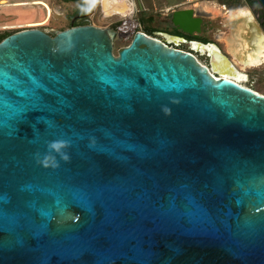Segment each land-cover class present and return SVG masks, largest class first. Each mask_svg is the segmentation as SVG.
I'll use <instances>...</instances> for the list:
<instances>
[{"label":"water","instance_id":"water-1","mask_svg":"<svg viewBox=\"0 0 264 264\" xmlns=\"http://www.w3.org/2000/svg\"><path fill=\"white\" fill-rule=\"evenodd\" d=\"M73 18L0 39V264H264V94Z\"/></svg>","mask_w":264,"mask_h":264},{"label":"rangeland","instance_id":"rangeland-1","mask_svg":"<svg viewBox=\"0 0 264 264\" xmlns=\"http://www.w3.org/2000/svg\"><path fill=\"white\" fill-rule=\"evenodd\" d=\"M7 1L15 2L23 0ZM53 1L62 4L63 8L58 7V12L52 11V14L50 7L47 5V3L42 0H40L38 4L32 6H0V25L20 24L22 22L29 21V25L39 26L50 34H53L57 30H61L70 26L72 15H74L73 11L74 8L77 6V3H62L60 0ZM134 3L135 6L132 17L139 24L136 27L135 31L142 30L145 31L146 34L157 38L165 36L161 35L159 32L156 31V29H159L161 26L158 19V15L161 12H166L167 8H172L175 5L181 4L187 7H192L196 11L198 10L199 14L203 17L205 22L203 34L208 38L210 43H215L225 55L229 56V58H231V56L226 50L223 41L221 40V38H219L220 35L225 36L230 32V26L226 23L224 18L225 8L223 6L229 9H233L235 7H244L250 10L264 35V20L263 29L260 20V18L263 19V11L260 5L258 4L257 0H253L252 3L247 0H134ZM102 5V0H100V2L99 0H93V11L87 14V19L84 21L90 22L100 27L111 26L117 28L118 26H120L121 17L119 15L105 16L110 13L103 12ZM39 6H42L44 10L42 7ZM215 9H217V11L213 14V11ZM103 13L105 15H103ZM25 27L28 26H21L10 29L0 28V36ZM131 35L126 33H119V35L114 38L113 52L115 54L117 53L119 47L129 43ZM179 47L187 49L186 44H182ZM196 56L201 63L210 66V59L206 54L197 52ZM244 70L247 74V77L245 81L242 82V85L244 84L245 86H248L257 92L264 94V62L257 66L245 68Z\"/></svg>","mask_w":264,"mask_h":264},{"label":"bare ground","instance_id":"bare-ground-1","mask_svg":"<svg viewBox=\"0 0 264 264\" xmlns=\"http://www.w3.org/2000/svg\"><path fill=\"white\" fill-rule=\"evenodd\" d=\"M102 4V11L110 13L108 15L119 14L121 17V24L119 27L125 33L132 32L136 21L131 18L133 6L130 0H102ZM18 5L32 6L34 4L33 0L15 1L11 4L2 6ZM216 11L217 9L213 11V14ZM224 18L226 23L230 26V32L225 36L220 35L219 38L223 41L231 58L223 54L219 47L214 44L209 58L210 66L208 65L207 67H210V71L215 76L232 79L242 85V82L245 81L247 77L244 69L260 65L264 62V35L254 20L253 14L247 8H225ZM21 26L33 25H29V21H25L20 24L0 25V28L7 29ZM224 65L227 66L228 69H223L222 67Z\"/></svg>","mask_w":264,"mask_h":264},{"label":"flooded vegetation","instance_id":"flooded-vegetation-1","mask_svg":"<svg viewBox=\"0 0 264 264\" xmlns=\"http://www.w3.org/2000/svg\"><path fill=\"white\" fill-rule=\"evenodd\" d=\"M223 7L226 8L225 6ZM158 19L161 26L156 31L161 35H165L160 37V39L168 45L180 48V45L186 44L187 49H181L189 51L195 56L197 52H201L210 58V53L215 43H210L208 38L203 34L205 22L198 10L196 11L192 7L182 4L175 5L172 8H167L166 12H161L158 15ZM254 20L256 21L255 17ZM222 68L228 69L225 65Z\"/></svg>","mask_w":264,"mask_h":264},{"label":"crops","instance_id":"crops-1","mask_svg":"<svg viewBox=\"0 0 264 264\" xmlns=\"http://www.w3.org/2000/svg\"><path fill=\"white\" fill-rule=\"evenodd\" d=\"M23 1H25V0H23ZM30 1H32V0H30ZM42 1H44L45 3H47V5L50 7L51 14H52V11H57L58 12V9H57L58 7L63 8V5L62 4L56 3V1H53V0H42ZM60 1L62 3L63 2H65V3H69V2L77 3V6L74 8V11H73V14L74 15H72V18L75 17V16H79V15L82 16L83 15L82 17H80V19H81L82 22H85L84 20L87 19L86 12H89V10L93 11V8L91 9V6L93 7V0H92V2H91V0H85V1H83V0H60ZM39 2H40V0H33V4L34 5L35 4H38ZM53 4H55L56 6L53 5ZM39 7H42V6H39ZM43 10H44V8H43ZM91 11L89 13H91ZM44 15H45V12H44Z\"/></svg>","mask_w":264,"mask_h":264},{"label":"built area","instance_id":"built-area-1","mask_svg":"<svg viewBox=\"0 0 264 264\" xmlns=\"http://www.w3.org/2000/svg\"><path fill=\"white\" fill-rule=\"evenodd\" d=\"M3 1V2H2ZM131 1V3H132V6H133V10H132V12H131V18H133L132 17V14H133V12H134V6H135V3H134V0H130ZM99 2H100V0H99ZM12 2H8L7 0H0V6H2V5H8V4H11ZM103 15H105L104 13H103ZM113 15H119V14H113ZM113 15H105V16H113ZM134 19V18H133ZM135 20V19H134ZM136 21V20H135ZM139 24L137 23V21H136V24H135V27L133 28V30H132V32H130V33H126V34H132L134 31H135V29H136V27L138 26ZM7 29H10V28H7ZM117 29L121 32V33H125L119 26L117 27ZM142 31V30H141Z\"/></svg>","mask_w":264,"mask_h":264},{"label":"trees","instance_id":"trees-1","mask_svg":"<svg viewBox=\"0 0 264 264\" xmlns=\"http://www.w3.org/2000/svg\"><path fill=\"white\" fill-rule=\"evenodd\" d=\"M247 1H249V2H253V0H247ZM90 11V10H89ZM89 12H86V14H88ZM80 17H82L81 15H79V16H75L74 18H73V21H72V23L73 24H80V23H84V22H82L81 20H79L80 19ZM262 17H263V19H264V12L262 13ZM78 20V21H77ZM151 20V19H150ZM143 32H145V31H143ZM7 34H9V33H7ZM7 34H3V35H1L0 36V39L1 38H3L4 36H6Z\"/></svg>","mask_w":264,"mask_h":264}]
</instances>
